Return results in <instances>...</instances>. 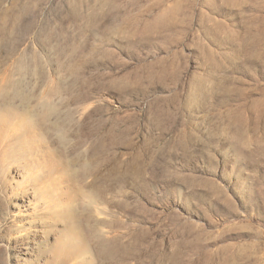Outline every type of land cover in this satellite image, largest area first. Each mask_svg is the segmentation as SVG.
I'll return each instance as SVG.
<instances>
[{
    "label": "rangeland",
    "instance_id": "obj_1",
    "mask_svg": "<svg viewBox=\"0 0 264 264\" xmlns=\"http://www.w3.org/2000/svg\"><path fill=\"white\" fill-rule=\"evenodd\" d=\"M0 264H264V0H0Z\"/></svg>",
    "mask_w": 264,
    "mask_h": 264
}]
</instances>
